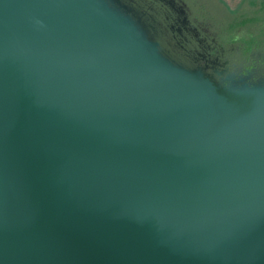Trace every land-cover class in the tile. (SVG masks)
Returning a JSON list of instances; mask_svg holds the SVG:
<instances>
[{"label":"water","instance_id":"obj_1","mask_svg":"<svg viewBox=\"0 0 264 264\" xmlns=\"http://www.w3.org/2000/svg\"><path fill=\"white\" fill-rule=\"evenodd\" d=\"M0 264H264V78L122 0H0Z\"/></svg>","mask_w":264,"mask_h":264},{"label":"flooded vegetation","instance_id":"obj_2","mask_svg":"<svg viewBox=\"0 0 264 264\" xmlns=\"http://www.w3.org/2000/svg\"><path fill=\"white\" fill-rule=\"evenodd\" d=\"M147 24L163 51L190 68L201 67L220 79L217 72L264 78V48L245 45L225 48L204 26L200 13L184 0H122ZM247 47H251L250 50Z\"/></svg>","mask_w":264,"mask_h":264},{"label":"rangeland","instance_id":"obj_3","mask_svg":"<svg viewBox=\"0 0 264 264\" xmlns=\"http://www.w3.org/2000/svg\"><path fill=\"white\" fill-rule=\"evenodd\" d=\"M184 1L194 11L200 13V19L211 32V36L220 40L219 42L225 48L233 50L232 48H243L249 44L260 46L259 51L264 48V0ZM247 49L250 50L251 47H247ZM228 74H224V76ZM219 76L220 79L215 77L218 80H223L224 76Z\"/></svg>","mask_w":264,"mask_h":264}]
</instances>
